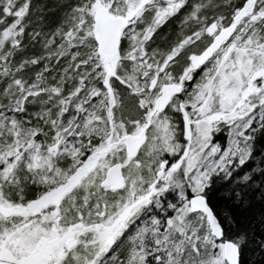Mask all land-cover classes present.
Here are the masks:
<instances>
[{
    "label": "snow or ice",
    "instance_id": "snow-or-ice-1",
    "mask_svg": "<svg viewBox=\"0 0 264 264\" xmlns=\"http://www.w3.org/2000/svg\"><path fill=\"white\" fill-rule=\"evenodd\" d=\"M0 264H264V0H0Z\"/></svg>",
    "mask_w": 264,
    "mask_h": 264
}]
</instances>
